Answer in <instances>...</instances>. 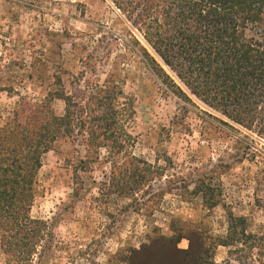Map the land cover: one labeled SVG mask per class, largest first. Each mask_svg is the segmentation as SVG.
<instances>
[{
	"label": "rangeland",
	"instance_id": "1",
	"mask_svg": "<svg viewBox=\"0 0 264 264\" xmlns=\"http://www.w3.org/2000/svg\"><path fill=\"white\" fill-rule=\"evenodd\" d=\"M130 32L155 55L112 0H0V126L22 96H43L49 85L43 79L57 71L67 70L68 90L83 88L84 76L100 83L113 76L124 92L121 108L128 110L121 125L132 136L129 152L165 167L163 179L152 187L170 190L152 201L111 191L101 196V182L110 175L107 148L85 170L83 147L58 141L43 156L31 208L32 217L52 226L53 246L32 264H126L118 257L153 240L156 249L144 253L150 264H179L187 255L175 251V237L191 230L200 231L210 245L204 264H264L257 249L238 260L244 251L230 255V247L212 248L227 229L228 210L246 216L248 230L264 236V140L204 114L227 119L161 62L192 102L163 88L134 52ZM102 55L105 59L97 61ZM53 105L57 114L64 113L63 100ZM199 176L222 193L220 204L210 207L201 195L194 196V184L181 187L182 179ZM172 178L179 188H170ZM189 244L184 237L176 247ZM0 264H8L1 247Z\"/></svg>",
	"mask_w": 264,
	"mask_h": 264
},
{
	"label": "trees",
	"instance_id": "2",
	"mask_svg": "<svg viewBox=\"0 0 264 264\" xmlns=\"http://www.w3.org/2000/svg\"><path fill=\"white\" fill-rule=\"evenodd\" d=\"M112 1L155 53L130 32L134 52L163 88L192 102L162 63L194 96L227 119L206 110L204 114L235 131L232 123H236L264 140V0ZM95 57L101 62L106 56ZM66 71L43 79L49 84L43 96H22L0 126V247L8 264H32L35 256L53 246L52 226L48 220L32 217L31 208L43 156L60 140L83 147L80 164L85 170L91 168L100 150L107 148L111 167L110 175L101 182V196L111 191L152 201L170 192L152 187L163 179L165 167L129 152L132 136L123 132L121 125L128 110L121 108L124 92L113 76L100 83L83 72V88L68 90ZM57 99L65 103L62 114L55 111ZM185 179L181 187L188 190L194 184L191 193L201 195L205 204L214 207L221 203L222 193L214 190L206 177ZM177 180H168L170 188L180 187ZM141 190L144 194L139 197ZM247 222L246 216L228 210L227 229L212 248L230 247V255L244 251L238 260L249 259L251 250L257 249L258 261H263L264 236L250 232ZM184 237L190 241L189 248H177ZM174 242L175 251L187 255L179 264H204L201 258L210 245L200 231L191 230L187 236L181 233ZM156 245L153 240L139 249L131 248L127 257L118 259L126 264H150L144 253L154 251Z\"/></svg>",
	"mask_w": 264,
	"mask_h": 264
}]
</instances>
